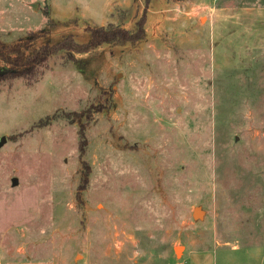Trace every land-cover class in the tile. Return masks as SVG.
I'll use <instances>...</instances> for the list:
<instances>
[{"label":"rangeland","instance_id":"374dc122","mask_svg":"<svg viewBox=\"0 0 264 264\" xmlns=\"http://www.w3.org/2000/svg\"><path fill=\"white\" fill-rule=\"evenodd\" d=\"M144 8L0 0V40L134 33ZM1 137L0 264H264V0H148L143 37L0 80Z\"/></svg>","mask_w":264,"mask_h":264},{"label":"trees","instance_id":"16d2710c","mask_svg":"<svg viewBox=\"0 0 264 264\" xmlns=\"http://www.w3.org/2000/svg\"><path fill=\"white\" fill-rule=\"evenodd\" d=\"M147 3L148 0H145V8L136 22L137 30L134 33L122 27L109 29L104 26L86 24L84 31L89 35L86 42H77L72 34H68L54 44L43 43L36 46L37 33H32L28 37L14 42L0 40V63L5 66L4 69H0V80L33 76L50 56L59 51L82 53L90 51L104 42L125 43L143 37ZM79 126L80 136H83L84 129L82 125ZM88 173L89 169L86 167L83 182L86 181Z\"/></svg>","mask_w":264,"mask_h":264},{"label":"crops","instance_id":"0c3cea01","mask_svg":"<svg viewBox=\"0 0 264 264\" xmlns=\"http://www.w3.org/2000/svg\"><path fill=\"white\" fill-rule=\"evenodd\" d=\"M165 264H214V256L211 252H197L195 254L183 253L181 258H176Z\"/></svg>","mask_w":264,"mask_h":264},{"label":"water","instance_id":"95a60500","mask_svg":"<svg viewBox=\"0 0 264 264\" xmlns=\"http://www.w3.org/2000/svg\"><path fill=\"white\" fill-rule=\"evenodd\" d=\"M4 140H5V137H1L0 138V145L4 142ZM200 215H201L200 209L199 208H195L194 211H193V216L197 217V216H200ZM175 251L178 254L176 248H175Z\"/></svg>","mask_w":264,"mask_h":264},{"label":"bare ground","instance_id":"6f19581e","mask_svg":"<svg viewBox=\"0 0 264 264\" xmlns=\"http://www.w3.org/2000/svg\"><path fill=\"white\" fill-rule=\"evenodd\" d=\"M181 250V247H177V251H180Z\"/></svg>","mask_w":264,"mask_h":264}]
</instances>
